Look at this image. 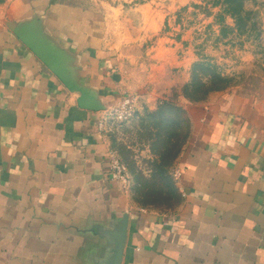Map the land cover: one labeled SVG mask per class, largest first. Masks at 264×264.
<instances>
[{
	"label": "crops",
	"instance_id": "obj_1",
	"mask_svg": "<svg viewBox=\"0 0 264 264\" xmlns=\"http://www.w3.org/2000/svg\"><path fill=\"white\" fill-rule=\"evenodd\" d=\"M101 9L14 0L0 10V264H264V100L216 91L191 133L174 213L112 180L99 121L136 89Z\"/></svg>",
	"mask_w": 264,
	"mask_h": 264
},
{
	"label": "rangeland",
	"instance_id": "obj_2",
	"mask_svg": "<svg viewBox=\"0 0 264 264\" xmlns=\"http://www.w3.org/2000/svg\"><path fill=\"white\" fill-rule=\"evenodd\" d=\"M12 1L0 0V10ZM50 1L106 12L136 89L158 93L154 108H139L130 120L107 116L104 134L129 169L132 204L176 212L182 200L176 171L191 122L187 113L169 112L173 119L163 123L152 113L166 103L185 110L216 91L264 100V0H245L237 22L216 0ZM197 75L202 84L195 86Z\"/></svg>",
	"mask_w": 264,
	"mask_h": 264
},
{
	"label": "built area",
	"instance_id": "obj_3",
	"mask_svg": "<svg viewBox=\"0 0 264 264\" xmlns=\"http://www.w3.org/2000/svg\"><path fill=\"white\" fill-rule=\"evenodd\" d=\"M139 97L135 94H127L122 97L116 105L106 109L102 119L99 121V130H105L107 116L115 117L118 121H127L135 117L138 107ZM109 159V177L118 182L124 189H128L131 176L127 165L112 148L107 153ZM177 176V171H176Z\"/></svg>",
	"mask_w": 264,
	"mask_h": 264
},
{
	"label": "trees",
	"instance_id": "obj_4",
	"mask_svg": "<svg viewBox=\"0 0 264 264\" xmlns=\"http://www.w3.org/2000/svg\"><path fill=\"white\" fill-rule=\"evenodd\" d=\"M244 2L245 0H216L214 4L215 6H223L225 10H227L228 13L231 15V17L237 22L239 19L236 14L239 13L241 10H243ZM197 67L202 68L203 63H198ZM199 84H202V82L200 77H198L197 75L195 86ZM195 92L198 93L199 89H195ZM169 112L174 113L175 117H181V118H183V116H185L186 113V111L181 107H178L172 103H166L164 107L152 113V116H155L156 118L160 119L163 123L164 121L167 120L169 121L173 119L172 115L168 114Z\"/></svg>",
	"mask_w": 264,
	"mask_h": 264
}]
</instances>
